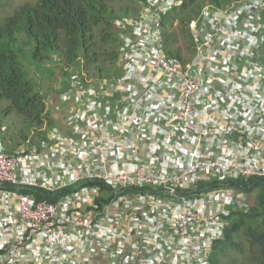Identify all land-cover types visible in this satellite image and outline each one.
<instances>
[{"label":"built area","instance_id":"2783aa9c","mask_svg":"<svg viewBox=\"0 0 264 264\" xmlns=\"http://www.w3.org/2000/svg\"><path fill=\"white\" fill-rule=\"evenodd\" d=\"M184 1L119 20L116 77L66 67L45 137L8 147L0 126V264H213L254 204L223 183L264 178V0L205 5L179 59L164 21Z\"/></svg>","mask_w":264,"mask_h":264},{"label":"trees","instance_id":"16d2710c","mask_svg":"<svg viewBox=\"0 0 264 264\" xmlns=\"http://www.w3.org/2000/svg\"><path fill=\"white\" fill-rule=\"evenodd\" d=\"M113 2L36 0L22 5L0 25V125L7 126L3 139L8 147L14 139H20L16 145L29 140L31 133L43 138L57 126V114L47 107L48 96L37 87L32 66L56 76L57 71L51 68L56 64L59 77L64 78L66 67L84 69L98 79L118 75L121 15ZM201 11L198 0H186L165 16L164 48L171 56L185 58L184 43H178L179 31L189 42V22ZM175 16L178 30L169 25ZM188 52L192 48L187 47ZM223 184L255 196L254 204L247 209H233L225 238L213 248V264H225L228 250L244 254L255 264H264V178L228 180ZM31 191L36 193L38 189ZM42 196L52 199L47 193ZM244 237L250 244L249 255Z\"/></svg>","mask_w":264,"mask_h":264},{"label":"rangeland","instance_id":"374dc122","mask_svg":"<svg viewBox=\"0 0 264 264\" xmlns=\"http://www.w3.org/2000/svg\"><path fill=\"white\" fill-rule=\"evenodd\" d=\"M36 0H0V25H2L6 19L12 15L15 14V12L17 11V9H19L22 5L26 4V3H30V2H35ZM199 3H201L202 8L207 5V4H213V5H217V4H224L226 3L228 0H198ZM140 2L141 0H114L113 2V6L115 7L116 12L121 15V18H125V17H132L135 16L138 13L139 7H140ZM116 13V14H117ZM172 23V24H171ZM171 28H174L175 30H178L179 28H177L178 25V18L175 16L173 17V20H171V22L169 23ZM179 44H183V48H184V52L187 54V47L188 48H193L194 44L193 41L190 37V41H186L183 32L180 30L179 31ZM180 37L183 41H180ZM189 53V52H188ZM51 68L54 69L55 71H57V75L56 76H50L49 72H45L44 69L43 71H41L40 69H37L36 67H31V75L32 77L35 79L36 85L39 89H41L45 94H47L48 99L54 95L53 92V88L55 86V82L56 79L59 77V69H58V65L53 64L51 65ZM91 76H93L94 78H97V75L92 74ZM98 77L100 78V76L98 75ZM105 78V77H103ZM53 86V88H51ZM48 103V100H47ZM47 107L49 108L50 111H52L53 106H51L49 103L47 104ZM56 114H58L57 112H55ZM59 115V114H58ZM21 121L19 122V125H21ZM56 124H59V121L56 122ZM0 126H4L3 124ZM47 128V127H46ZM11 134V132H10ZM31 140H35L37 141L38 139H40L41 137L38 134H34L31 133V136L29 137ZM17 142V144L20 142V139H14L11 141V145H16L15 143ZM254 194L251 195L252 198H254ZM246 248H247V255L250 254L249 251V246L250 244L247 242L246 238H243ZM224 262L225 264H255L252 261H250L249 258H247L244 254H239L236 253L235 251L232 250H228L227 251V255L224 257Z\"/></svg>","mask_w":264,"mask_h":264}]
</instances>
